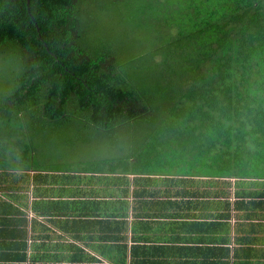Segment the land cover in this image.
I'll use <instances>...</instances> for the list:
<instances>
[{
  "label": "trees",
  "instance_id": "trees-1",
  "mask_svg": "<svg viewBox=\"0 0 264 264\" xmlns=\"http://www.w3.org/2000/svg\"><path fill=\"white\" fill-rule=\"evenodd\" d=\"M77 122L143 131L125 171L264 178V0H0L4 174Z\"/></svg>",
  "mask_w": 264,
  "mask_h": 264
},
{
  "label": "crops",
  "instance_id": "crops-1",
  "mask_svg": "<svg viewBox=\"0 0 264 264\" xmlns=\"http://www.w3.org/2000/svg\"><path fill=\"white\" fill-rule=\"evenodd\" d=\"M96 157L111 158L0 167V264H264V178L140 175Z\"/></svg>",
  "mask_w": 264,
  "mask_h": 264
},
{
  "label": "rangeland",
  "instance_id": "rangeland-1",
  "mask_svg": "<svg viewBox=\"0 0 264 264\" xmlns=\"http://www.w3.org/2000/svg\"><path fill=\"white\" fill-rule=\"evenodd\" d=\"M121 16L122 15L119 16V19ZM122 18L125 19L124 17ZM114 36L116 39L121 40L119 30L116 29ZM92 128L93 127L87 128L85 125L81 126V124L77 122L70 124L68 127L41 129L44 131L41 135L32 136V138H30L32 140L30 145L33 146L30 161L38 166L61 169L63 168L61 167L62 165H56L64 164V168H70L77 165L81 160L89 162L92 161L95 156H112V166L114 167V159L117 156L118 162L116 167L119 171L129 167L134 169L145 164L140 161L134 162V160H127L130 153L133 154L135 146L146 139L145 137L135 138L134 132H132L133 130L135 132H141L142 134L143 131L141 129H132L130 127L127 129V133L120 135V138L123 140L121 144L122 147L119 149L118 143L114 139L117 137V135H115L116 133H108L105 137H100L97 133H94V128ZM120 131L123 132L124 130ZM84 132L93 134L92 137L87 138L85 144L83 138L85 135ZM82 133L84 135L80 136ZM76 141L78 142L74 145ZM169 150L171 149H165L168 154L170 153ZM164 160L163 163L168 165L175 164L176 162L175 160L166 162V157ZM159 162H161V164L156 165L153 171L155 169H157L158 172L162 171L161 169H163L164 164L162 161ZM262 174L264 173L262 172Z\"/></svg>",
  "mask_w": 264,
  "mask_h": 264
},
{
  "label": "water",
  "instance_id": "water-1",
  "mask_svg": "<svg viewBox=\"0 0 264 264\" xmlns=\"http://www.w3.org/2000/svg\"><path fill=\"white\" fill-rule=\"evenodd\" d=\"M28 2H30V0H28ZM29 10H30V8H29ZM39 29V28H38ZM40 30V29H39Z\"/></svg>",
  "mask_w": 264,
  "mask_h": 264
}]
</instances>
